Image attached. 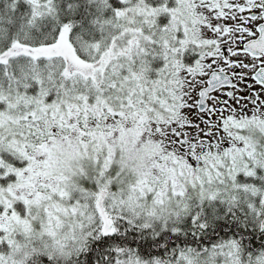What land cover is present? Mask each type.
Segmentation results:
<instances>
[{
	"label": "snow or ice",
	"instance_id": "6c2138e0",
	"mask_svg": "<svg viewBox=\"0 0 264 264\" xmlns=\"http://www.w3.org/2000/svg\"><path fill=\"white\" fill-rule=\"evenodd\" d=\"M0 264H264V0H0Z\"/></svg>",
	"mask_w": 264,
	"mask_h": 264
}]
</instances>
